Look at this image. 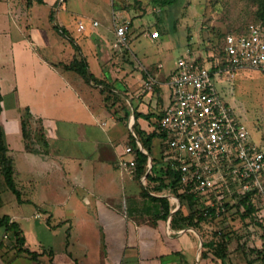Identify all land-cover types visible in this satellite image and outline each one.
<instances>
[{
	"label": "crops",
	"instance_id": "crops-1",
	"mask_svg": "<svg viewBox=\"0 0 264 264\" xmlns=\"http://www.w3.org/2000/svg\"><path fill=\"white\" fill-rule=\"evenodd\" d=\"M71 3L0 0V121L24 200L18 201L12 191L13 197L4 195L8 186L0 172V216L8 215L20 225L24 247L35 253L20 251L10 236L4 238L7 231L0 224V264H222L204 246L200 229L185 224L181 217L189 208L171 188L147 190L146 175H130L118 164L120 158L134 157V151L125 150L132 146L131 134L148 154V171L154 160L164 164L161 137L152 139L150 153L140 136L153 132L150 120L169 105L176 65L165 71L162 60L131 48L133 39L128 41L130 60L103 71L98 57L110 56L116 39L114 19L111 16L110 23L97 30V18L89 24L79 16L75 27L82 22L85 29L77 32L89 33L76 36L67 14L79 10ZM135 24L129 30L135 32ZM74 56L86 60L96 81L117 80L116 86L123 88L128 84V94L151 76L158 90L136 91L126 98L129 113L123 122L126 111L110 112L100 86L67 67ZM217 87L220 94L225 89ZM144 114L153 116L147 119ZM106 115L112 120L109 129L102 119ZM24 118L29 139L22 131ZM119 122L130 130L122 147L112 138ZM155 197L167 199V215Z\"/></svg>",
	"mask_w": 264,
	"mask_h": 264
},
{
	"label": "rangeland",
	"instance_id": "rangeland-1",
	"mask_svg": "<svg viewBox=\"0 0 264 264\" xmlns=\"http://www.w3.org/2000/svg\"><path fill=\"white\" fill-rule=\"evenodd\" d=\"M71 2L72 0H67L69 5L72 4ZM73 3L78 6L79 11L74 16L67 15L74 22L76 36L84 37L89 33V31L84 34L77 32L75 25L76 20L78 22L80 19L79 16H84L89 24L92 19L97 18L101 22L97 30L108 25L112 16L114 25L116 22H124L123 24L128 25V41L133 39L135 41L131 48L135 47L138 52L146 51L158 60H162L165 71L174 67L186 50L206 64H210L211 57L217 58L222 49L226 34L243 32L251 24L260 25L264 29V24L258 17L259 0H178L174 6L166 8L153 4L151 0H73ZM63 11L66 12V9ZM134 24L137 25L135 32L129 30ZM152 31L158 32V35L155 36ZM114 33L116 34V31ZM128 46V42L120 43L116 34V39L113 40L110 48V56L106 60L102 56L98 57L103 71L120 68L123 62H128L131 57ZM89 60L92 61V57L89 56ZM115 81L107 78L94 83L100 86L106 108L110 112L116 114L122 110L126 111L127 115L121 117L123 122L128 119L129 113L126 98L136 91L145 94L149 90H158L156 88L158 82L152 76L145 79L142 86L133 90L131 94H128V91H131L128 84L123 88L116 86ZM118 81L122 82L123 78L118 77ZM148 81L153 82L151 87L146 85ZM217 86L225 87L221 95L232 108L235 118L247 129L250 137L264 144V74L256 69H245L234 80L230 81L225 77L218 80ZM141 96L143 97L142 94ZM147 110L149 113L152 111L149 105ZM137 114L138 112L135 111V115ZM102 119L107 124L104 126L105 129H109L112 124L110 116L106 115ZM155 120L156 116H153L150 124L154 125ZM123 122H119L112 130L114 142L119 143L121 147L127 131L128 133L130 131ZM157 140L156 144H158ZM262 180L261 192L254 198L255 220L243 218L241 211L244 209L241 208L240 212L226 216L223 223L218 225L225 227V231H232L229 241L231 257L228 259V264H264L260 259V255H264L262 245L264 175ZM3 191L6 196H14L8 187ZM243 240L246 242L241 245ZM247 257L252 261L247 263Z\"/></svg>",
	"mask_w": 264,
	"mask_h": 264
},
{
	"label": "built area",
	"instance_id": "built-area-1",
	"mask_svg": "<svg viewBox=\"0 0 264 264\" xmlns=\"http://www.w3.org/2000/svg\"><path fill=\"white\" fill-rule=\"evenodd\" d=\"M77 29H85L84 23ZM115 31L118 41L126 44L127 26L116 22ZM245 69L264 74V29L257 24L249 25L245 32L226 34L223 66L206 64L192 53L180 56L170 77L171 101L160 120L167 133L163 160L176 170L181 189L217 213L226 211L223 201L235 193L263 184L264 148L235 118L217 87L218 80H234ZM125 150L134 151L131 145ZM118 164L128 174H135L134 157L120 158ZM8 237L4 233V238Z\"/></svg>",
	"mask_w": 264,
	"mask_h": 264
},
{
	"label": "trees",
	"instance_id": "trees-1",
	"mask_svg": "<svg viewBox=\"0 0 264 264\" xmlns=\"http://www.w3.org/2000/svg\"><path fill=\"white\" fill-rule=\"evenodd\" d=\"M151 1L153 4H156L161 8H166V7L174 6V4H176L178 0H151ZM259 3L260 4H259L258 17L262 21V24H264V0H259ZM55 27L58 30L60 28L63 34L66 33V30L64 28H61L58 25H55ZM75 47L77 48V46ZM211 58H212L210 60L211 65L214 66V64L217 63L219 66H223L224 42L222 49L219 51V54L217 55V58L216 57L215 58L211 57ZM67 67L69 69H73L76 72L80 73L87 80L96 81V78L88 72V64L84 58H78L77 56H74V58L67 65ZM1 100H2V95L0 92V102ZM152 116H153L152 114H144V117L147 119H151ZM155 116H156V121L154 122L155 129L153 130V132L140 136V140L144 148H146L150 153H151L152 139L155 136H159L161 137L163 142V139L167 136V133L162 129L160 125V120L163 116V113H159L158 115ZM134 129L135 131H140L137 130L136 124L134 125ZM22 131L24 138L29 139L30 129L28 127V123L25 118L22 120ZM130 142L132 143V147L134 149V158L136 159L137 162L136 175L137 176L146 175L148 182L147 190L159 192L165 188L168 187L171 188L178 195L180 201L182 203L184 202L189 208L188 213L181 217L183 220H185V224L200 229L202 235L204 236V246L207 247V250L210 252L211 256L221 259L222 264L224 259L226 258L228 264V259L230 255L229 241L232 231L231 232L225 231V227H218V225L219 223H223L222 221L225 220L226 216L240 212L241 208L244 209L243 211H241V215L243 218L245 219L251 218L250 220H255L254 212L256 210V205L254 198L257 195V193L261 192V188L258 187L253 188L245 193H235L232 196V198L223 201V206L226 208V211H220L217 213L215 208H211V207L206 208L203 200L194 197L185 189H181L178 181V174L176 170L173 169L168 163H165L163 161L164 164L159 165L154 160L150 170L148 171L149 169L148 154L144 153L139 149L138 145L136 144V139L132 134H131ZM27 148H30L29 142L27 144ZM163 148H165L164 142L162 145V151ZM161 158L163 159V157ZM15 171L16 170L13 164V159L8 154V149L6 147L5 139H4V130L2 123L0 121V172L4 177V180L8 188L17 196L18 201L23 202L24 200L22 199V193L20 189L17 187L14 179ZM155 198L162 201V206H163L162 208L164 209V212L167 215L169 211V205L167 199L162 197H155ZM231 200H233L234 202H232ZM206 209L208 210V213L204 214ZM177 212L179 213V211ZM178 213L177 215H179ZM0 224L5 227V230L8 232V234L10 233L9 236L12 239L15 247H17L20 251H25L30 254L33 253L32 251H30L29 248L24 247L26 239L18 223L11 222L10 217L8 215H3L0 216ZM231 226L232 224H230V227ZM204 228L206 230H204ZM262 240H263L262 245L264 246V228L262 233ZM245 242L246 240H243V242L240 244L244 245ZM238 247L240 246L238 245ZM203 255L207 256L208 255L207 251H204ZM33 256H35V253H33ZM260 259L264 263V255H260ZM251 261L252 260H250L247 257V263Z\"/></svg>",
	"mask_w": 264,
	"mask_h": 264
},
{
	"label": "water",
	"instance_id": "water-1",
	"mask_svg": "<svg viewBox=\"0 0 264 264\" xmlns=\"http://www.w3.org/2000/svg\"><path fill=\"white\" fill-rule=\"evenodd\" d=\"M150 164H152V162L150 161Z\"/></svg>",
	"mask_w": 264,
	"mask_h": 264
}]
</instances>
